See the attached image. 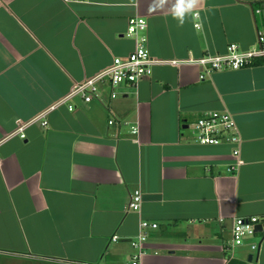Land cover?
Segmentation results:
<instances>
[{"label":"crops","instance_id":"1","mask_svg":"<svg viewBox=\"0 0 264 264\" xmlns=\"http://www.w3.org/2000/svg\"><path fill=\"white\" fill-rule=\"evenodd\" d=\"M261 1L198 0L181 24L176 0H0V264H129L142 220L157 224L143 230L142 264H264V232L229 246L234 218L264 214L261 62L201 80L196 64L156 65L135 87L99 84L90 102L75 96L73 110L60 106L47 126L7 138L130 54L129 18L146 20L152 57L182 60L230 43L253 48L264 34ZM208 111L234 119V171L231 144L194 140L192 124ZM135 190L141 208L129 211Z\"/></svg>","mask_w":264,"mask_h":264},{"label":"built area","instance_id":"2","mask_svg":"<svg viewBox=\"0 0 264 264\" xmlns=\"http://www.w3.org/2000/svg\"><path fill=\"white\" fill-rule=\"evenodd\" d=\"M66 3L81 2L86 3L89 0H63ZM258 12V11H257ZM198 13L194 14L197 17ZM200 24L195 23V27ZM147 28L146 20L142 17H131L128 20L126 36L135 39L134 49L125 57H115L111 63L96 74L86 78L84 81L74 84L70 92L39 112L33 118L25 122H17L15 129L7 136L25 139V131L28 127L39 124L42 127L47 126L48 115L60 106L67 105L75 96H80L84 102H90L98 90L99 84H107L112 89L121 85L129 84L136 86L138 82L152 74V69L156 65L169 64L177 66L181 63L196 64L200 67V80L209 76L212 72L223 69H240L252 66L261 62L264 65V34L257 32V42L253 48L241 50L237 44L230 43L227 45L224 53L205 54L200 57H188L178 60L157 59L150 55L146 46V36L142 34ZM110 96L116 97V92L111 91ZM68 110H73V106L68 104ZM112 121H109L111 124ZM132 133H137V127H132ZM192 134L195 142L200 145H218L221 143H229L233 146L232 154L235 162L231 164L228 171H234L240 164L239 145L241 138L238 134L234 119L227 111H208L203 113L193 124ZM2 140H0L1 144ZM142 203V193L135 190L130 194L127 209L129 211H139ZM261 226L259 232H264V214L253 216H240L232 221L231 240L229 246L231 249L242 246L245 242L254 237L258 231L257 226ZM156 223L142 220L139 224L140 232L136 237L130 240V245L134 251L132 260L129 264H142L141 259L144 254V243L146 241V233L143 230L148 228H156ZM112 241H117L118 236L113 235ZM252 250H258L259 244L250 243Z\"/></svg>","mask_w":264,"mask_h":264},{"label":"clouds","instance_id":"3","mask_svg":"<svg viewBox=\"0 0 264 264\" xmlns=\"http://www.w3.org/2000/svg\"><path fill=\"white\" fill-rule=\"evenodd\" d=\"M167 3V0H156V7H162ZM198 0H176L173 6V14L181 24L184 22L186 14H189L197 5Z\"/></svg>","mask_w":264,"mask_h":264},{"label":"trees","instance_id":"4","mask_svg":"<svg viewBox=\"0 0 264 264\" xmlns=\"http://www.w3.org/2000/svg\"><path fill=\"white\" fill-rule=\"evenodd\" d=\"M256 5H259L260 7L263 6L264 7V1H261V2H256ZM227 264H247L246 262L244 261H240V260H237V259H230Z\"/></svg>","mask_w":264,"mask_h":264},{"label":"water","instance_id":"5","mask_svg":"<svg viewBox=\"0 0 264 264\" xmlns=\"http://www.w3.org/2000/svg\"><path fill=\"white\" fill-rule=\"evenodd\" d=\"M256 230L259 232L261 230V226L258 225L257 228H256ZM251 260H252V255H249L248 261L251 262Z\"/></svg>","mask_w":264,"mask_h":264},{"label":"rangeland","instance_id":"6","mask_svg":"<svg viewBox=\"0 0 264 264\" xmlns=\"http://www.w3.org/2000/svg\"><path fill=\"white\" fill-rule=\"evenodd\" d=\"M190 128H191V127H190ZM190 128H189V129H190Z\"/></svg>","mask_w":264,"mask_h":264}]
</instances>
